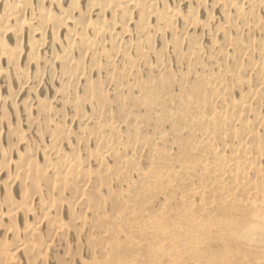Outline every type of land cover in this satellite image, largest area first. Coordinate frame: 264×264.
Wrapping results in <instances>:
<instances>
[{
  "label": "bare ground",
  "instance_id": "obj_1",
  "mask_svg": "<svg viewBox=\"0 0 264 264\" xmlns=\"http://www.w3.org/2000/svg\"><path fill=\"white\" fill-rule=\"evenodd\" d=\"M173 257L264 264V0H0V264Z\"/></svg>",
  "mask_w": 264,
  "mask_h": 264
},
{
  "label": "rangeland",
  "instance_id": "obj_2",
  "mask_svg": "<svg viewBox=\"0 0 264 264\" xmlns=\"http://www.w3.org/2000/svg\"><path fill=\"white\" fill-rule=\"evenodd\" d=\"M219 232L214 230V229H209L208 232H206L207 238L209 239V243H214L216 242V238L218 236ZM206 240L205 238L200 239L199 245L201 246L202 250H205L204 252H208L212 248L220 249L218 246L212 247V245L206 246L207 242L204 241ZM169 264H183L179 258L173 257L172 261H170Z\"/></svg>",
  "mask_w": 264,
  "mask_h": 264
}]
</instances>
